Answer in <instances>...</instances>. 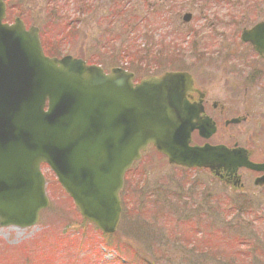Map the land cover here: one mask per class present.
Here are the masks:
<instances>
[{
	"label": "rangeland",
	"instance_id": "374dc122",
	"mask_svg": "<svg viewBox=\"0 0 264 264\" xmlns=\"http://www.w3.org/2000/svg\"><path fill=\"white\" fill-rule=\"evenodd\" d=\"M77 1L5 0L9 21L18 16L27 27L38 26L50 55L81 57L105 72L123 67L135 73L136 81L171 69L189 71L209 96L223 97L240 115L243 106L247 109L248 117L239 129L246 130L247 147L254 149L253 161L264 158V81L254 80L255 65L248 64L256 56L239 41L243 28L264 19V0H173L181 10L169 9L171 0H160L159 12L165 21L150 19L151 25L137 24L146 9L138 8L137 3L115 6L116 0H89L88 6L80 7ZM184 12L192 14L187 24L181 20ZM112 13L119 15L112 17ZM154 28L155 35L149 31ZM142 160L125 175L123 220L107 236L82 221L53 173L42 165L50 205L31 227L0 226V264H107L109 259L114 264H264V188H256L250 175L247 196L236 194L228 199L216 186L213 197L224 199L217 200V209L210 213L178 210L176 218L169 207L174 202L163 198L162 188L168 185L166 193H177L174 183L181 177L179 170L167 166L151 149ZM190 177L211 181L203 171ZM189 189L182 191V197L191 194ZM146 201L154 202L147 221L140 216L141 203ZM187 203L203 207H197L196 200ZM185 205L175 204L178 208ZM178 223L183 231L175 230ZM185 232L187 235L180 234ZM83 243L76 256V247Z\"/></svg>",
	"mask_w": 264,
	"mask_h": 264
},
{
	"label": "water",
	"instance_id": "95a60500",
	"mask_svg": "<svg viewBox=\"0 0 264 264\" xmlns=\"http://www.w3.org/2000/svg\"><path fill=\"white\" fill-rule=\"evenodd\" d=\"M3 17L0 0V226L30 227L48 206L41 163L103 233L115 231L123 175L148 144L172 164L216 175L264 169L242 148L189 146L194 128L205 137L212 132L186 100L193 91L189 74L167 72L133 84L132 73L120 68L105 74L81 59L45 56L36 28L25 30L19 19L2 23ZM251 33L263 37L264 22L240 38L264 53Z\"/></svg>",
	"mask_w": 264,
	"mask_h": 264
},
{
	"label": "flooded vegetation",
	"instance_id": "af4514ba",
	"mask_svg": "<svg viewBox=\"0 0 264 264\" xmlns=\"http://www.w3.org/2000/svg\"><path fill=\"white\" fill-rule=\"evenodd\" d=\"M82 1V2H81ZM78 0L77 3L79 6H88L89 0ZM96 1V0H94ZM133 0H116V3L114 5H123V6H128V5H136L138 6H150V0H135L133 3ZM121 3V4H120ZM135 3V4H134ZM97 4V3H93ZM92 6V5H91ZM88 9V8H86ZM251 50V49H250ZM253 50H251L252 52ZM253 60V59H252ZM255 63L248 64V67L252 66L253 64L255 65L256 68V75L254 80L258 81H264V58L258 57L253 60ZM241 65L243 67V55L241 58ZM199 83V82H198ZM198 86H201L202 84H198ZM203 87V86H202ZM264 87V85H263ZM208 91V90H207ZM264 91V88L262 89ZM209 92H207V97L203 101V108L206 113V115L214 122L216 125L215 128V133L212 135V137L209 139V142L213 145L216 144H223L227 147H234V146H243V148H248L247 147V134L246 130L243 127V129H239V125L241 123L246 122V119L248 117V111L247 109L243 106L242 112L243 114H239V109H237L236 106H232L230 103L227 101H224L223 97H218V96H209ZM192 101H195L196 98L192 97ZM238 118V120H237ZM235 120V121H234ZM232 121V122H231ZM239 132L240 134H236ZM241 137L243 138V143L240 144L241 142ZM196 142L201 141L198 137L195 139ZM232 142V144H230ZM264 158L260 161L263 162ZM195 172H201L203 170L200 169H193ZM204 170L203 172H205ZM208 170L205 172L207 173ZM209 173V172H208ZM207 173V174H208ZM264 172H254L250 171L246 168H241L239 169V174L241 175V178L239 179H230L228 176H226V172L223 170L219 171V174L221 177L218 176H213L210 173L208 174V177H210L211 181L207 182L204 181L202 178H190V183H187V187L184 189L185 191H189L190 187L191 189V194L188 195V199L193 196L192 201L196 200V206H203V207H198L195 208L196 210H203L206 211L207 213L213 212L215 209H217V200L219 202L222 200L224 201L223 198H216L213 197L215 196V189L216 186H219L221 190L226 192L228 196L230 195H236L238 194L239 197H243V195L248 193V188L246 186V181L248 180V175L252 177L254 180L255 177L262 175ZM255 174V175H254ZM253 183V182H252ZM255 186V185H254ZM164 187V186H163ZM167 187V186H166ZM165 187V188H166ZM256 188L259 187L264 188V185L262 186H255ZM194 189V190H193ZM174 193H167L168 196H173ZM196 195V196H195ZM247 196V195H245ZM168 200H173L171 202H174L173 204L175 205L177 202H182L183 199L182 197H175V198H168ZM224 203V202H221ZM205 212V213H206Z\"/></svg>",
	"mask_w": 264,
	"mask_h": 264
},
{
	"label": "trees",
	"instance_id": "16d2710c",
	"mask_svg": "<svg viewBox=\"0 0 264 264\" xmlns=\"http://www.w3.org/2000/svg\"><path fill=\"white\" fill-rule=\"evenodd\" d=\"M77 248V247H76Z\"/></svg>",
	"mask_w": 264,
	"mask_h": 264
}]
</instances>
